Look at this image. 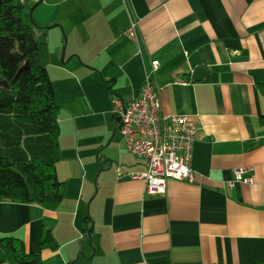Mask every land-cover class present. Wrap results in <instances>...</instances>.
Wrapping results in <instances>:
<instances>
[{
	"label": "crops",
	"instance_id": "crops-1",
	"mask_svg": "<svg viewBox=\"0 0 264 264\" xmlns=\"http://www.w3.org/2000/svg\"><path fill=\"white\" fill-rule=\"evenodd\" d=\"M32 17L40 29L36 38L46 33L56 51L63 30L67 46L73 44L70 58L89 74L84 87L103 89L101 82L114 78L105 105L85 97L88 109L101 108L104 115L110 108L111 114L113 98H139L150 76L161 89V113L187 115L197 127L194 181L170 180L164 194L145 195L144 183L129 176L145 172L144 163L117 142L97 175L96 192L84 176L72 192L73 164L62 156L60 137L62 203L47 211L0 201V236L21 240L44 264L264 262V98L258 91L264 84V0H42ZM155 60L159 66L151 72ZM197 67L208 75L193 81ZM111 120L114 125L112 114ZM77 144L75 134L69 149L80 161ZM240 169L248 170L251 183L235 181ZM44 229L57 251L40 250Z\"/></svg>",
	"mask_w": 264,
	"mask_h": 264
},
{
	"label": "trees",
	"instance_id": "trees-1",
	"mask_svg": "<svg viewBox=\"0 0 264 264\" xmlns=\"http://www.w3.org/2000/svg\"><path fill=\"white\" fill-rule=\"evenodd\" d=\"M25 5L0 0V81L7 84L0 87V201L55 211L66 188L56 176L62 159L61 108L47 72L48 46L36 38L35 29H40L30 21ZM258 91L264 98V84ZM39 246L42 251L58 249L45 229ZM0 264L44 263L39 253H28L21 240L0 236Z\"/></svg>",
	"mask_w": 264,
	"mask_h": 264
},
{
	"label": "built area",
	"instance_id": "built-area-1",
	"mask_svg": "<svg viewBox=\"0 0 264 264\" xmlns=\"http://www.w3.org/2000/svg\"><path fill=\"white\" fill-rule=\"evenodd\" d=\"M32 1L38 3L41 0ZM133 29L132 24L128 30L131 37L134 35ZM158 66V61H152L151 72L157 70ZM160 90L148 75L139 98L127 102L113 98L111 102V114L121 123L117 131L127 152L145 165V172L129 176L144 183L143 193L148 196L164 194L170 180L187 183L194 181L191 158L197 127L187 115L162 114ZM247 171L237 170L235 181L251 183L250 178L244 177ZM116 174L122 177L119 168ZM233 184L230 182L229 186Z\"/></svg>",
	"mask_w": 264,
	"mask_h": 264
},
{
	"label": "rangeland",
	"instance_id": "rangeland-1",
	"mask_svg": "<svg viewBox=\"0 0 264 264\" xmlns=\"http://www.w3.org/2000/svg\"><path fill=\"white\" fill-rule=\"evenodd\" d=\"M28 7L26 13L30 12L31 0H24ZM36 28L38 26L33 20L31 14L30 20ZM37 29H35L36 35ZM61 35V41L63 38V44L60 50L56 51L55 45H48L50 53V62L47 66V72L53 84L56 92L57 101L60 105V113L58 122L60 123L61 131V151L62 156L66 162L72 160V177L68 184V189L71 188L72 192H76L79 189V185L82 183L81 179L85 178V185L89 189H97V175L99 174L101 167L106 164L108 157L115 154L117 142L122 146V138L117 130H115V122L111 120V114L100 115L101 108H87V98H94L98 101L99 106L105 105L107 97L111 95L109 88L113 85L112 77L108 76L102 83V88H94L93 86L84 87L87 84L85 77L89 75L85 70V66L78 58H70L71 49L73 44L70 42L67 46V37L59 29ZM38 37V35H37ZM39 41L47 43L46 33H43ZM63 60L62 58V52ZM84 59H82L83 61ZM56 61L59 65L56 66ZM117 70V68L115 69ZM101 81V79H100ZM73 119L76 125L81 128H74ZM109 124L112 126L109 129ZM85 125V126H84ZM117 126V124H116ZM61 130V129H60ZM114 132V135H113ZM77 134L78 144L80 147L79 159L77 161L76 154L73 150L69 149L74 140V136ZM116 143L109 146L111 141ZM85 214L89 216V208L86 206ZM93 225H90L89 231H91ZM91 242V237L88 238Z\"/></svg>",
	"mask_w": 264,
	"mask_h": 264
},
{
	"label": "water",
	"instance_id": "water-1",
	"mask_svg": "<svg viewBox=\"0 0 264 264\" xmlns=\"http://www.w3.org/2000/svg\"><path fill=\"white\" fill-rule=\"evenodd\" d=\"M42 2V0L41 1H39L38 3H36L31 9H30V12H29V14H28V16H29V18H30V20H31V14H32V11L40 4ZM34 25V24H33ZM55 27H58L57 25H55ZM46 29H49V28H46ZM63 54H64V50H63V52H62V60H63ZM207 75H208V71L206 70V68H204V67H197V68H195L193 71H192V73H191V79L193 80V81H200V80H202V79H204L205 77H207ZM0 87H7V84L5 83V82H3V81H0ZM115 122H116V124H118L117 125V127H116V129L115 130H119V128L121 127V123H120V121H119V119H115ZM88 233V236H89V234H90V231L89 232H87Z\"/></svg>",
	"mask_w": 264,
	"mask_h": 264
},
{
	"label": "flooded vegetation",
	"instance_id": "flooded-vegetation-1",
	"mask_svg": "<svg viewBox=\"0 0 264 264\" xmlns=\"http://www.w3.org/2000/svg\"><path fill=\"white\" fill-rule=\"evenodd\" d=\"M118 125V124H117Z\"/></svg>",
	"mask_w": 264,
	"mask_h": 264
}]
</instances>
